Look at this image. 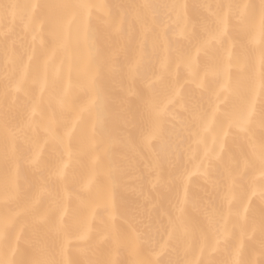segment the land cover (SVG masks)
<instances>
[{
	"label": "snow or ice",
	"instance_id": "6c2138e0",
	"mask_svg": "<svg viewBox=\"0 0 264 264\" xmlns=\"http://www.w3.org/2000/svg\"><path fill=\"white\" fill-rule=\"evenodd\" d=\"M251 7L259 8V24L253 32L246 33L234 27L233 20L243 22ZM22 8L28 17L30 41L21 55L11 47L3 53L0 63L9 71L0 76L7 81L2 94H11L14 105L18 94L35 92L18 127L0 124V264H74L73 253L83 258V264H120L118 222L129 228V264H161V257L174 239L183 242L188 252L192 234L186 213L192 203L193 179L199 177L216 186L209 176V162L222 158L233 129L252 141L249 147L259 165L256 176L247 199L239 208H233L238 177L230 168L225 169L220 191L225 207L223 224L216 230L209 217L211 245L205 239L199 252L184 264H224L212 256L236 225L241 228V245L234 249L228 264H242L243 237L257 227L264 231L262 211L259 224L253 225L252 233L246 232L252 201L259 197L264 205V142L257 145L253 140L258 118L264 129V0L258 6L244 0H200L199 21L189 16L186 0H167L160 5L139 0L135 5V18L142 21L147 17L151 23L141 24L126 75L133 85L140 78L148 92L144 107L149 125L140 144L153 157V174L149 176L153 190L165 183L160 156L153 144L161 135L169 109L185 107L186 85L205 92L210 79L216 82L210 93L211 111L195 139L197 145H205L203 157L178 177L182 187L171 205V215L165 213L169 221L167 239L147 257L139 255L141 234L135 223L121 213L120 194L129 190L124 178L126 169L116 151L121 141L108 126L109 98L101 83L104 73L118 71L116 59L121 49H113L100 64L96 61L102 35L93 31L91 20L95 13L110 25V7L105 0H27ZM42 16L47 18L48 32L55 37L56 47L37 59V48L45 43ZM158 16L164 17L159 25ZM111 31L119 35L122 24L111 25ZM71 39L79 45L75 60ZM57 49L63 53L59 60ZM149 65L153 69L142 77L141 69L147 70ZM74 71L76 80L72 78ZM234 72L243 74L250 87L240 106L224 113V126L216 129L222 106L234 94ZM165 81L167 91L160 98L156 86ZM77 89L87 91L86 104L73 105ZM126 91L129 97L137 96L134 86ZM46 103L69 115L60 125L56 112H51L42 138L38 129ZM209 134L211 146L205 144ZM109 241L111 246L106 248ZM206 252L208 258L204 259Z\"/></svg>",
	"mask_w": 264,
	"mask_h": 264
},
{
	"label": "bare ground",
	"instance_id": "6f19581e",
	"mask_svg": "<svg viewBox=\"0 0 264 264\" xmlns=\"http://www.w3.org/2000/svg\"><path fill=\"white\" fill-rule=\"evenodd\" d=\"M27 0H0V61L10 47L15 50L17 55H21L24 49L29 45L30 33L26 27L28 17L22 8ZM111 9L110 25L104 23L105 18L94 13L91 20L93 31L98 30L102 35L100 44V53L96 61L98 64L103 62L104 57L113 49H121L120 55L116 59L118 71L104 73L102 86L109 98L108 111L110 117L108 126L114 136L121 141L117 148V154L121 164L126 171L124 178L129 190L122 191L119 197L121 213L130 217L136 225L137 231L141 234V247L139 255L147 257L151 251L159 248V245L167 239L169 231L167 212L171 215V205L177 192L182 185L179 183L180 177L186 170L194 167L197 161L203 157L205 145L195 143L196 134L199 126L204 119H207L211 111L210 93L216 87V82L209 80L208 90L201 92L192 85L185 86L183 109L172 106L169 109L170 114L164 118V127L167 130L166 139L163 142L155 141L153 148L160 156L161 174L165 183L153 190L149 184V176L152 175V154L143 149L140 139L149 125V117L145 111L144 100L148 92L143 87L141 79L138 78L134 85L130 83L126 75V65L131 59L132 50L141 34V24L151 23L144 17L138 20L135 18V5L139 0H105ZM156 5L167 2V0H152ZM188 4L189 16L199 21L201 10L198 8L200 0H186ZM244 2L258 6L260 0H244ZM45 20L44 40L42 47H38L36 58L42 59L48 54L49 50L56 47V39L48 32V23ZM260 11L258 7H251L247 16L241 21L233 20L236 28H243L246 33H251L258 25ZM164 22L163 16L157 17V25ZM122 24V31L119 35L113 34L111 25ZM155 30V29H154ZM151 38V36L149 37ZM74 52L79 51V45L75 39L70 40ZM63 56L61 50L57 49L56 59ZM154 66L149 65L146 69H141L142 77L146 76ZM9 71L0 63V76ZM73 80L78 79L77 73H72ZM183 79V76H181ZM7 81L0 79V124H6L10 128L18 127L22 121L23 114L31 104L35 90L28 95L18 94L17 100L13 105L11 103V94L4 96V84ZM134 86L137 90V96L129 97L127 89ZM250 84L243 74L234 72V94L229 97L228 102L222 106L223 111L217 116L216 129H221L226 123L224 113H229L237 109L242 98L247 95ZM160 98H163V92L167 91V81L156 86ZM88 94L86 90L77 89L72 97V103L75 106L87 103ZM260 106H258L259 108ZM51 112H56L58 124L62 125L68 113L59 112L54 104H44L42 108V117L40 118V136L43 138L46 133L44 126L47 117ZM197 117H200L197 119ZM59 130V128H58ZM253 140L259 145L264 142V129L259 126V118L253 129ZM250 141L245 134L238 133L235 129L228 137L226 150L219 160L209 162V176L211 180L216 181L214 187L212 183L205 182L202 178L195 177L190 189V198L192 203L187 208V223L192 234L191 249L186 252L185 245L178 239L169 242V247L161 257V264H184V261L190 256H195L205 239L209 245L213 241V233L209 228V217L213 221V226L219 230L223 224L225 213L224 203L220 198V191L224 184L225 169L230 168L232 173L238 177L236 201L233 208H239L247 199L250 185L253 182L258 169V162L253 155L249 144ZM205 144L211 146L212 136L209 134ZM23 147V144L21 145ZM52 145H50V148ZM264 211V205L261 204L259 197L252 201L249 211V223L246 228L247 233H252L253 225L260 222L261 213ZM118 235L122 246L120 249V264H129L131 256L127 240L129 236L128 225L123 222L117 224ZM241 245V228L236 225L231 228V236L220 245L218 252L213 253L212 259L222 261L228 264L234 249ZM111 246L109 241L106 248ZM23 248V244L21 245ZM74 264H83V258L73 253ZM91 258V257H90ZM207 252L204 259H207ZM242 264H264V231L259 227L251 235L243 237L241 247Z\"/></svg>",
	"mask_w": 264,
	"mask_h": 264
},
{
	"label": "clouds",
	"instance_id": "9594fccd",
	"mask_svg": "<svg viewBox=\"0 0 264 264\" xmlns=\"http://www.w3.org/2000/svg\"><path fill=\"white\" fill-rule=\"evenodd\" d=\"M259 24V21H258ZM262 42H264V38H262ZM167 136V130L164 127V125L162 126V131H161V135L159 137V139L157 140L158 142H163L166 139Z\"/></svg>",
	"mask_w": 264,
	"mask_h": 264
}]
</instances>
